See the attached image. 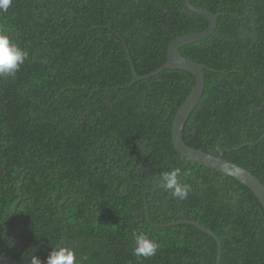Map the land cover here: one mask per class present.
<instances>
[{
    "label": "trees",
    "instance_id": "1",
    "mask_svg": "<svg viewBox=\"0 0 264 264\" xmlns=\"http://www.w3.org/2000/svg\"><path fill=\"white\" fill-rule=\"evenodd\" d=\"M140 1L13 0V4L7 12H0L2 20L5 18L3 21L0 20V27L7 28L8 26L7 34L10 39L28 53L27 59L15 76H0V117L2 118H0L1 257L13 261L22 260L23 264H31L30 259L36 256L44 264L50 252L43 247V244L48 242L47 236L57 224L44 221L43 196L50 193V188H53L54 193L80 196L71 202L72 212L77 216L84 215L83 211L88 210L90 204L95 201H97L96 208L99 211L103 209L102 218H99L100 222L97 228L102 242L97 239L100 242L98 243L95 239L100 247L93 248V250L88 249V260L83 264H214L216 243L197 229L184 225L186 236L178 239L177 243H180L178 249L175 250L171 245L170 236L166 235L170 228L151 231L147 220H145L146 222L140 220L138 223L134 217V214L143 208L144 192L147 202L150 204L148 191L151 187L144 185L142 188L138 187L135 184L138 175L151 174L161 179L164 173L178 168L180 170L178 181L187 189L188 195L171 202V210L182 211L185 215L175 221L189 219L188 221H193L209 229L221 243L219 264H264V212L261 211L262 209L254 196L234 179L186 161L173 147L171 141L173 118L194 86L193 77L182 71L169 70L171 73L173 72L171 74L168 70H163L158 73L159 76L157 74L147 81L135 82L128 62L130 60L134 64V69L140 76L153 72L164 64L167 48L175 39L205 31L209 25L208 20L189 12L182 0ZM189 2L194 7L218 14V18L214 33L210 37L201 43L187 45L178 50L183 58L205 68L203 94L192 111V115L190 114L188 117L182 132V139L192 149H201L203 152L210 151L216 157L226 159L245 170L248 169L247 171L252 172L251 174L256 176L255 178L264 186V0H227V2L226 0H189ZM210 3L211 5H209ZM24 15L26 18L23 17ZM175 22L177 23L175 24ZM3 23L8 24L3 25ZM240 28H243L241 32ZM125 48L128 51V56ZM237 74L239 77L236 76ZM72 85L73 87H71ZM104 86L105 88H103ZM6 94H9V98ZM183 97L184 99H182ZM9 106L10 108H7ZM22 107L23 109H20ZM28 113H31L30 116ZM86 122L92 124L88 125ZM21 126H24L23 129ZM85 128L87 129L85 130ZM3 132L5 133L3 134ZM65 134L68 135L67 138ZM105 134H108V137ZM62 136L63 138H61ZM107 139L108 141H106ZM23 151L25 152L23 153ZM142 153L145 156H142ZM9 157H12L11 160ZM144 160L145 162H143ZM182 162H187L189 166L182 167ZM110 163L117 168L109 167ZM174 163V168H172ZM189 169L192 172H189ZM11 172L14 174L12 175ZM24 181H27L29 185ZM73 183H75L73 187H66ZM79 183V189L83 191L76 187ZM115 183L119 184L121 188H126L129 193L124 195L119 191V188L113 190L112 186ZM46 185H48L49 191L45 190ZM59 188L61 190L58 191ZM162 190L166 196L167 188L164 186ZM208 194L210 197L206 198ZM136 198L139 204L136 203ZM233 200L235 203H232ZM174 202L182 203L181 208L176 209ZM100 205L101 209H99ZM151 218L152 223L155 224L174 221L173 218H167V215H163L162 218L155 219V221L153 217ZM118 221L122 222L125 233H128L123 239L117 238V241L113 242L112 235L116 229L114 224H118ZM29 222L33 226H30ZM245 223L246 225H244ZM92 226H94V222ZM88 227L89 225L86 229ZM191 230L195 231L192 233ZM133 232H145L146 236L150 235L148 239L156 245L157 259L154 256L153 258H144L134 254ZM155 234L160 237L158 238ZM233 242H238V244ZM48 244L51 243L48 242ZM51 246L54 247L52 244ZM89 261L91 262L89 263Z\"/></svg>",
    "mask_w": 264,
    "mask_h": 264
},
{
    "label": "flooded vegetation",
    "instance_id": "2",
    "mask_svg": "<svg viewBox=\"0 0 264 264\" xmlns=\"http://www.w3.org/2000/svg\"><path fill=\"white\" fill-rule=\"evenodd\" d=\"M239 30L241 32L243 30V28H240ZM142 156H145V154L142 153ZM143 162H145V160ZM182 163H183V164H181L182 167L189 166V164L187 162H182ZM109 167H112L114 169L117 168V167H114L112 165V163L109 164ZM171 167L174 168V164H172ZM188 171L192 172L190 170H188ZM135 184L140 188H142L143 185L147 186V187L148 186L151 187L150 190L148 191L150 194V204H148L147 199H145L147 197L145 196L146 193L144 192L143 193V210L144 211L141 210L140 212H136L134 214V217L137 219V222L139 223L140 220L141 221L147 220V223H148L151 231L153 229H165L166 230V229L170 228V232L166 233V235L170 236V240H172L171 245L172 244L174 245V246L172 245V247L173 248L175 247L174 248L175 250L178 249V243H177L178 239H182L186 236V232H185L186 228L179 227L181 225L170 226L167 228L152 227L151 224H154V225H157V224L152 223L151 217H153L154 219H159V218H162L163 215H167V218L168 217L173 218L174 221L169 222V223H162V224H174L176 222L180 223L182 220H180V221H175V220H179L182 217H184L185 216L184 213L182 211H176L175 212V211L171 210V205H170L172 201H177L180 198V196L175 195L174 190H169V189H167L168 190L167 195L165 196L162 193V191H164V190H162V188L165 186L162 178L161 179L159 177L157 178V176H154V175H146V176L145 175H142V176L138 175ZM74 185H75V183L67 185L66 187H73ZM79 185H80V183L76 185V187L78 189H79ZM47 186L48 185L45 186V190L49 191V188ZM116 188H119V191L124 195L129 193L126 188H121L120 185L117 183L113 184V186H112L113 190ZM59 190H61V188H59L58 191ZM79 190L83 191L82 189H79ZM43 197H44V201H43L44 207H46V208H44V221H48L46 223H56L57 224V226L55 228H52L51 232L47 236L48 237L47 241L50 242L54 247L50 246L51 244L49 245L47 242H46V244L45 243L43 244V247H45L48 250V252H50V253L53 250H58L62 247H69L73 250L79 264H83L85 261L88 260L87 250L88 249L93 250V248L98 249L100 247L98 245V243L102 242V238L98 235V229H97L99 222H100L99 218H102L101 213L103 212V209H101V205L99 206V209H101L99 211L96 208L97 201H95L93 204L92 203L90 204V207L88 210L83 211L84 215L77 216L72 212L71 202H73L75 199H78L80 197L79 195L54 193L53 188H50V193L46 194ZM85 197L87 198L86 195H85ZM59 200H60V202H59ZM136 203L139 204L137 198H136ZM232 203H235V201L233 200ZM180 205H181L180 203L174 202V207H176V209L181 208ZM54 208H55L56 212L53 211ZM150 210H152V211H150ZM108 214L110 216L109 211H108ZM59 216H61V217H59ZM93 222H94V226H92ZM88 225H89V227L86 229V227ZM114 225H115L116 229L113 231L115 233L112 235V241L113 242L117 241V238H120V240L123 239V237L127 234V233H125V231L124 232L122 231L124 229V226H123L121 221H118V224H114ZM182 226H184V225H182ZM9 234H10V232H9ZM149 237H150V235L147 236V238H149ZM95 239L96 240L99 239L100 242L98 240H97L98 243L95 242ZM40 246H42V245H40ZM203 250H205V248H203ZM90 262L91 261H89V263Z\"/></svg>",
    "mask_w": 264,
    "mask_h": 264
},
{
    "label": "water",
    "instance_id": "3",
    "mask_svg": "<svg viewBox=\"0 0 264 264\" xmlns=\"http://www.w3.org/2000/svg\"><path fill=\"white\" fill-rule=\"evenodd\" d=\"M185 8L192 14L205 17L208 20V27L205 31L196 33L193 35L179 37L175 39L167 48L166 58L164 64H162L158 69L145 75H138L134 69V66L130 60H128L134 81H144L148 80L163 70H176L182 71L190 74L194 79V86L190 94L186 97L181 107L177 110L172 126H171V141L176 152L182 156L186 161L191 162L200 167L207 168L214 172H218L225 176H228L240 185L245 187L254 196L256 201L259 203L262 211L264 212V186L257 180L251 173L247 170L235 165L226 159L214 156L210 151L203 152L201 149H192L188 147L182 139V132L184 126L188 120V117L199 103L203 90H204V70L202 65L196 64L190 60L183 58L178 50L184 46L191 45L206 40L210 37L215 30L218 14H212L207 9L194 7L191 5L189 0H182ZM120 39V38H119ZM121 40V39H120ZM124 46V44H123ZM125 47V46H124ZM126 54L128 56V51L125 48ZM175 225H185L191 226L201 233L207 235L213 242L216 243V255L215 263L219 264L221 256V243L220 240L211 233L205 227L195 223L193 221H181L174 224H151L152 227L156 228H167ZM0 264H23L22 260L13 261L0 256Z\"/></svg>",
    "mask_w": 264,
    "mask_h": 264
},
{
    "label": "clouds",
    "instance_id": "4",
    "mask_svg": "<svg viewBox=\"0 0 264 264\" xmlns=\"http://www.w3.org/2000/svg\"><path fill=\"white\" fill-rule=\"evenodd\" d=\"M13 0H0V12H7L12 6ZM9 29L0 27V76H15L20 70L28 57V53L22 50L7 34ZM179 169L164 173L162 180L164 185L169 190H174L175 195L181 198L187 196V189L180 185L178 181ZM135 240L134 254L137 257L148 258L156 254V245L149 240L143 232H133ZM31 264H42L40 259L33 256ZM44 264H79L73 250L69 247H62L58 250H53Z\"/></svg>",
    "mask_w": 264,
    "mask_h": 264
},
{
    "label": "bare ground",
    "instance_id": "5",
    "mask_svg": "<svg viewBox=\"0 0 264 264\" xmlns=\"http://www.w3.org/2000/svg\"><path fill=\"white\" fill-rule=\"evenodd\" d=\"M44 1H45V0H44ZM60 1H61V0H60ZM139 1H140V0H139ZM155 1H156V0H155ZM224 1H225V0H224ZM258 1H259V0H258ZM25 2H26V1H25ZM34 2H35V1H34ZM34 2H33V3H34ZM115 2H116V1H115ZM140 2H141V1H140ZM226 2H227V0H226ZM262 2H263V1H262ZM19 3H20V2H19ZM37 3H39V2H37ZM48 3H49V1H48ZM67 3H68V2H67ZM71 3H72V2H71ZM76 3H77V2H76ZM90 3H91V2H90ZM161 3H162V1H161ZM212 3H213V1H212ZM221 3H222V2H221ZM239 3H240V2H239ZM258 3H259V2H258ZM15 4H16V2H15ZM34 4H35V3H34ZM95 4H96V3H95ZM138 4H139V3H138ZM155 4H156V3H155ZM159 4H160V3H159ZM166 4H167V3H166ZM174 4H175V3H174ZM19 5H20V4H19ZM21 5H22V4H21ZM46 5H47V4H46ZM54 5H55V4H54ZM92 5H93V4H92ZM117 5H118V4H117ZM129 5H131V4H129ZM162 5H163V4H162ZM167 5H168V4H167ZM179 5H180V4H179ZM179 5H178V6H179ZM201 5H202V4H201ZM209 5H211V3H210ZM209 5H208V6H209ZM228 5H229V4H228ZM13 6H14V5H13ZM40 6H41V5H40ZM48 6H49V5H48ZM93 6H94V5H93ZM195 6H196V5H195ZM219 6H220V5H219ZM222 6H223V5L221 4V7H222ZM19 7H20V6H19ZM19 7H18V8H19ZM43 7H45V6H43ZM52 7H53V6H52ZM89 7H90V6H89ZM112 7H113V6H112ZM224 7H225V5H224ZM227 7H228V6H227ZM39 8H40V7H39ZM54 8H55V6H54ZM64 8H65V7H64ZM80 8H81V7H80ZM94 8H95V7H94ZM133 8H134V6H133ZM137 8H138V7H137ZM137 8H136V9H137ZM168 8H170V7L168 6ZM168 8H167V9H168ZM260 8H261V7H260ZM15 9H16V8H15ZM68 9H69V8H68ZM87 9H88V8H87ZM27 10H28V9H27ZM38 10H40V9H38ZM83 10H84V9H83ZM83 10H82V11H83ZM137 10H138V9H137ZM145 10H146V9H145ZM172 10H173V9H172ZM231 10H232V9H231ZM233 10H234V9H233ZM20 11H21V10H20ZM28 11H29V10H28ZM101 11H102V10H101ZM108 11H109V10H108ZM25 12H26V11H25ZM33 12H34V11H33ZM33 12H32V13H33ZM47 12H48V11H47ZM47 12H46V13H47ZM58 12H59V11H58ZM58 12H57V13H58ZM87 12H88V11H87ZM217 12H218V11H217ZM238 12H239V11H238ZM42 13H43V12H42ZM42 13H41V14H42ZM46 13H45V14H46ZM78 13H79V11H78ZM80 13H81V12H80ZM172 13H173V12H172ZM234 13H235V12H234ZM240 13H241V12H240ZM8 14H9V12H8ZM39 14H40V13H39ZM48 14H49V13H48ZM53 14H54V13H53ZM84 14H85V13H84ZM106 14H107V13H106ZM106 14H105V15H106ZM221 14H222V13H221ZM238 14H239V13H238ZM31 15H32V14H31ZM73 15H74V14H73ZM99 15H100V14H99ZM171 15H172V14H171ZM191 15H192V14H191ZM193 15H194V14H193ZM193 15H192V16H193ZM108 16H109V15H108ZM192 16H191V17H192ZM260 16H261V15H260ZM263 16H264V15H263ZM1 17H2V16H1ZM1 17H0V18H1ZM23 17H25V15H24ZM77 17H78V16H77ZM77 17H76V18H77ZM194 17H195V16H194ZM219 17H220V16H219ZM223 17H224V16H223ZM25 18H26V17H25ZM4 19H5V18H3V20H4ZM9 19H10V17H9ZM9 19H8V20H9ZM39 19H40V18H39ZM56 19H57V18H56ZM258 19H259V18H258ZM0 20H2V18H1ZM3 20H2V21H3ZM19 20H20V19H19ZM75 20H76V19H75ZM85 20H86V19H85ZM259 20H260V19H259ZM5 21H7V20H5ZM11 21H12V20H11ZM14 21H15V20H14ZM23 21H24V20H23ZM31 21H32V20H31ZM37 21H39V20H37ZM200 21H202V20H200ZM226 21H227V20H226ZM263 21H264V20H263ZM17 22H18V21H17ZM47 22H48V21H47ZM57 22H58V21H57ZM59 22H60V21H59ZM177 22H178V21H177ZM177 22H175V24H176ZM221 22H222V20H221ZM0 23H1V22H0ZM8 23H9V22H8ZM8 23H5V24H8ZM11 23H12V22H11ZM13 23H16V22H13ZM27 23L29 24L28 21H27ZM27 23H26V24H27ZM62 23H63V22H62ZM232 23H233V22H232ZM255 23H256V22H255ZM5 24L3 23V25H5ZM18 24H19V22H18ZM38 24H39V22H38ZM40 24H41V23H40ZM68 24H69V23H68ZM82 24H83V22H82ZM102 24H103V23H102ZM237 24H238V23H237ZM15 25H16V24H15ZM52 25H53V24H52ZM58 25H59V24H58ZM84 25H85V24H84ZM19 26H20V25H19ZM26 26H27V25H26ZM30 26H31V25H30ZM35 26H36V25H35ZM54 26H55V25H54ZM61 26H62V25H61ZM79 26H80V25H79ZM91 26H92V25H91ZM98 26H99V25H98ZM24 27H25V26H24ZM24 27H23V28H24ZM70 27H71V26H70ZM96 27H97V26H96ZM191 27H192V26H191ZM7 28H8V26H7ZM15 28H16V27H15ZM29 28H31V27H29ZM37 28H38V27H37ZM37 28H36V29H37ZM51 28H52V26H51ZM62 28H64V27H62ZM71 28H73V27H71ZM27 29H28V28H27ZM42 29H43V28H42ZM58 29H59V28H58ZM75 29H76V27H75ZM77 29H78V28H77ZM172 29H173V28H172ZM192 29H193V28H192ZM203 29H204V28H203ZM12 30H13V29H12ZM45 30H46V29H45ZM55 30H57V29H55ZM61 30H62V29H61ZM66 30H67V29H66ZM72 30H73V29H72ZM94 30H95V29H94ZM22 31H23V30H22ZM33 31H34V30H33ZM40 31H41V30H40ZM52 31H53V30H52ZM92 31H93V29H92ZM99 31H100V30H99ZM161 31H162V30H161ZM174 31H175V30H174ZM174 31H172V32H174ZM177 31H178V30H177ZM181 31H182V30H181ZM195 31H196V30H195ZM198 31H199V30H198ZM198 31H197V32H198ZM38 32H39V31H38ZM54 32H55V31H54ZM64 32H65V31H64ZM96 32H97V31H96ZM246 32H247V31H246ZM255 32H256V31H255ZM25 33H26V32H25ZM36 33H37V32H36ZM40 33H41V32H40ZM90 33H91V31H90ZM99 33H100V32H99ZM109 33H110V32H109ZM157 33H158V32H157ZM177 33H178V32H177ZM83 34H84V33H83ZM85 34H86V33H85ZM162 34H163V33H162ZM164 34H165V33H164ZM178 34H179V33H178ZM178 34H177V35H178ZM87 35H89L88 32H87ZM105 35H106V34H105ZM191 35H192V34H191ZM29 36H30V35H29ZM53 36H54V35H53ZM63 36H64V35H63ZM75 36H76V35H75ZM96 36H97V35H96ZM99 36H100V35H99ZM155 36H156V35H155ZM220 36H221V35H220ZM22 37H23V36H22ZM24 37H25V36H24ZM27 37H28V35H27ZM80 37H81V36H80ZM90 37H91V36H90ZM97 37H98V36H97ZM157 37H158V36H157ZM160 37H161V36H160ZM236 38H237V37H236ZM200 43H201V42H200ZM17 45H18V44H17ZM40 45H41V44H40ZM42 45H43V44H42ZM213 45H214V44H213ZM227 46H228V45H227ZM230 46H231V45H230ZM185 47H186V46H185ZM221 47H222V46H221ZM61 48H62V47H61ZM225 48H226V47H225ZM225 48H223V49H225ZM62 49H63V48H62ZM211 49H212V48H211ZM231 49H232V48H231ZM32 50H33V49H32ZM220 50H221V49H220ZM242 50H243V49H242ZM24 51H25V49H24ZM39 51H40V50H39ZM41 51H42V50H41ZM41 51H40V52H41ZM184 52H185V51H184ZM204 52H205V51H204ZM204 52H203V53H204ZM199 53H200V52H199ZM207 53H208V52H207ZM247 53H248V52H247ZM46 54H47V53H46ZM220 54H221V53H220ZM124 55H125V54H124ZM185 55H186V54H185ZM31 56H32V55H31ZM36 56H37V55H36ZM195 56H196V55H195ZM212 56H213V55H212ZM75 57H76V56H75ZM108 57H109V56H108ZM136 57H137V56H136ZM200 57H201V56H200ZM208 57H209V56H208ZM232 57H233V56H232ZM240 57H241V56H240ZM125 58H126V57H125ZM133 58H134V57H133ZM217 58H219V57H217ZM237 58H238V57H237ZM237 58H236V59H237ZM247 58H248V57H247ZM107 59H108V58H107ZM143 59H144V58H143ZM208 59H209V58H208ZM208 59H207V60H208ZM39 60H40V59H39ZM98 60H99V59H98ZM105 60H106V59H105ZM105 60H104V61H105ZM125 60H126V59H125ZM196 60H197V59H196ZM214 60H215V58H214ZM228 60H229V59H228ZM230 60H231V59H230ZM249 60H250V59H249ZM31 61H32V60H31ZM33 61H34V60H33ZM76 61H77V60H76ZM215 61H216V60H215ZM219 61H220V60H219ZM95 62H96V61H95ZM204 62H205V61H204ZM216 62L218 63V61H216ZM216 62H215V63H216ZM44 63H45V62H44ZM47 63H48V62H47ZM118 63H119V62H118ZM221 63H222V62H221ZM31 64H33V63H31ZM74 64H75V63H74ZM105 64H106V63H105ZM135 64H136V63H135ZM224 64H225V63H224ZM233 64H234V63H233ZM239 64H240V63H239ZM26 65H28V64L26 63ZM42 65H43V64H42ZM93 65H94V64H93ZM127 65H128V64H127ZM133 65H134V64H133ZM144 65H145V63H144ZM157 65H158V64H157ZM207 65H208V64H207ZM211 65H212V64H211ZM37 66H38V65H37ZM94 66H95V65H94ZM120 66H121V65H120ZM146 66H147V65H146ZM158 66H159V65H158ZM251 66H252V65H251ZM90 67H92V66H90ZM114 67H115V66H114ZM134 67H135V66H134ZM155 67H156V66H155ZM223 67H224V66H223ZM228 67H230V66H228ZM30 68H31V66H30ZM39 68H40V67H39ZM66 68H67V67H66ZM66 68H65V69H66ZM92 68H93V67H92ZM92 68H91V69H92ZM119 68H121V67H119ZM144 68H145V67H144ZM146 68H147V67H146ZM156 68H157V67H156ZM219 68H220V67H219ZM251 68H252V67H251ZM255 68H256V67H255ZM91 69H90V71H91ZM208 69H209V68H208ZM227 69H228V68H227ZM21 70H22V69H21ZM33 70H34V69H33ZM38 70H39V69H38ZM93 70H94V69H93ZM100 70H102V69H100ZM135 70H136V69H135ZM138 70H139V69H138ZM144 70H145V69H144ZM151 70H152V69H151ZM44 71H45V70H44ZM75 71H76V70H75ZM95 71H96V70H95ZM127 71H129V70H127ZM164 71H165V70H164ZM168 71H169V70H168ZM245 71H246V70H245ZM27 72H28V71H27ZM37 72H38V71H37ZM58 72H59V71H58ZM98 72H100V71H98ZM121 72H122V71H121ZM147 72H148V71H147ZM169 72H170V71H169ZM247 72H248V71H247ZM51 73H52V72H51ZM56 73H57V71H56ZM63 73H64V72H63ZM89 73H90V72H89ZM94 73H96V72H94ZM125 73H126V72H125ZM129 73H130V72H129ZM138 73H139V72H138ZM166 73H168V72H166ZM170 73H171V72H170ZM170 73H169V75H170ZM178 73H179V72H178ZM21 74L23 75L24 73H21ZM27 74H28V73H27ZM32 74H33V73H32ZM92 74H93V73H92ZM92 74H91V75H92ZM171 74H173V72H172ZM29 75H30V74H29ZM82 75H83V74H82ZM159 75H160V74H158V76H159ZM169 75H168V76H169ZM261 75H262V74H261ZM19 76H20V75H19ZM31 76H32V75H31ZM88 76H89V75H88ZM96 76H97V75H96ZM158 76H157V77H158ZM172 76H173V75H172ZM216 76H217V75H216ZM232 76H233V75H232ZM236 76H238V74H237ZM236 76H235V77H236ZM10 77H11V76H10ZM20 77H21V76H20ZM44 77H45V76H44ZM82 77H83V76H82ZM99 77H100V75H99ZM105 77H106V76H105ZM127 77H128V76H127ZM175 77H176V76H175ZM223 77H224V76H223ZM223 77H222V78H223ZM238 77H239V76H238ZM28 78H29V77H28ZM48 78H49V77H48ZM80 78H81V77H80ZM229 78H230V77H229ZM9 79H10V78H9ZM32 79H33V78H32ZM41 79H42V78H41ZM51 79H52V78H51ZM78 79H79V78H78ZM84 79H85V78H84ZM107 79H108V78H107ZM109 79H110V78H109ZM162 79H163V78H162ZM184 79H185V78H184ZM253 79H254V78H253ZM0 80H1V79H0ZM3 80H4V79H3ZM10 80H11V79H10ZM29 80H30V79H29ZM38 80H39V79H38ZM47 80H48V79H47ZM59 80H61V79H59ZM80 80H81V79H80ZM163 80H164V79H163ZM169 80H170V79H169ZM233 80H234V79H233ZM236 80H237V79H236ZM243 80H244V78H243ZM26 81H27V79H26ZM36 81H37V80H36ZM51 81H52V80H51ZM51 81H50V82H51ZM65 81H66V78H65ZM118 81H119V80H118ZM146 81H147V80H146ZM207 81H208V80H207ZM220 81H221V80H220ZM220 81H219V82H220ZM0 82H1V81H0ZM20 82H21V81H20ZM52 82H53V81H52ZM85 82H86V81H85ZM89 82H90V81H89ZM100 82H101V81H100ZM109 82H110V81H109ZM113 82H114V81H113ZM116 82H117V81H116ZM125 82H126V81H125ZM225 82H226V81H225ZM230 82H231V81H230ZM237 82H238V81H237ZM9 83H11V82H9ZM26 83H27V82H26ZM65 83H66V82H65ZM127 83H129V82L127 81ZM186 83H187V82H186ZM38 84H39V82H38ZM40 84H41V83H40ZM50 84H51V83H50ZM93 84H94V83H93ZM95 84H96V83H95ZM116 84H117V83H116ZM116 84H115V85H116ZM118 84H119V83H118ZM146 84H147V83H146ZM206 84H207V83H206ZM214 84H215V83H214ZM246 84H247V83H246ZM249 84H250V83H249ZM256 84H257V83H256ZM9 85H10V84H9ZM20 85H23V84H20ZM73 85H74V83H73ZM73 85H72L71 87H73ZM88 85H90V84H88ZM123 85H124V84H123ZM236 85H237V84H236ZM2 86H3V85H2ZM35 86H36V85H35ZM53 86H55V85H53ZM105 86H106V85H105ZM105 86H104L103 88H105ZM111 86H113V85H111ZM141 86H142V85H141ZM152 86H153V85H152ZM155 86H156V85H155ZM162 86H163V85H162ZM222 86H223V85H222ZM224 86H225V85H224ZM11 87H12V86H11ZM40 87H41V86H40ZM50 87H51V86H50ZM74 87H75V86H74ZM87 87H88V86H87ZM87 87H86V88H87ZM149 87H150V86H149ZM186 87H187V86H186ZM5 88H6V87H5ZM22 88H23V87H22ZM41 88H42V87H41ZM43 88H44V87H43ZM55 88H56V87H55ZM59 88H60V87H59ZM63 88H64V86H63ZM214 88H215V87H214ZM220 88H221V87H220ZM12 89H13V88H12ZM24 89H25V88H24ZM91 89H92V88H91ZM91 89H90V90H91ZM157 89H158V88H157ZM209 89H210V88H209ZM211 89H212V88H211ZM252 89H253V87H252ZM15 90H16V89H15ZM15 90H14V91H15ZM40 90H41V89H40ZM42 90H43V89H42ZM57 90H59V89H57ZM60 90H61V89H60ZM140 90H141V89H140ZM119 91H120V90H119ZM123 91H124V90H123ZM136 91H137V90H136ZM154 91H155V90H154ZM172 91H173V90H172ZM183 91H184V90H183ZM7 92H8V91H7ZM79 92H80V91H79ZM121 92H122V91H121ZM209 92H210V91H209ZM226 92H227V91H226ZM254 92H255V91H254ZM15 93L17 94V92H15ZM15 93H14V94H15ZM29 93H30V92H29ZM67 93H68V92H67ZM132 93H133V91H132ZM132 93H131V94H132ZM232 93H233V92H232ZM20 94H21V93H20ZM25 94H27V93H25ZM33 94H34V93H33ZM37 94H39V93H37ZM71 94H72V93H71ZM71 94H70V95H71ZM75 94H76V93H75ZM87 94H88V93H87ZM100 94H101V93H100ZM227 94H228V93H227ZM6 95H7V94H6ZM6 95H5V96H6ZM62 95H63V94H62ZM64 95H65V94H64ZM76 95H77V94H76ZM110 95H111V94H110ZM12 96H13V95H12ZM12 96H11V97H12ZM16 96H17V95H16ZM24 96H25V95H24ZM27 96H28V95H27ZM81 96H82V95H81ZM94 96H96V94H94ZM118 96H119V95H118ZM125 96H126V95H125ZM133 96H134V95H133ZM177 96H178V93H177ZM233 96H234V95H233ZM7 97L9 98V94L7 95ZM11 97H10V98H11ZM60 97H61V96H60ZM92 97H93V96H92ZM238 97H240V96H238ZM1 98H2V97H1ZM29 98H30V97H29ZM29 98H28V100H29ZM39 98H40V97H39ZM81 98H82V97H81ZM93 98H94V97H93ZM251 98H252V97H251ZM2 99H3V98H2ZM5 99H6V98H5ZM24 99H25V98H24ZM84 99H85V98H84ZM97 99H98V98H97ZM162 99H163V98H162ZM182 99H184V97H183ZM217 99H218V98H217ZM253 99H254V98H253ZM257 99H258V98H257ZM91 100H92V99H91ZM98 100H99V99H98ZM234 100H235V99H234ZM259 100H260V99H259ZM259 100H258V101H259ZM33 101H34V100H33ZM113 101H114V100H113ZM135 101H136V100H135ZM214 101H215V100H214ZM235 101H237V100H235ZM244 101H245V99H244ZM261 101H262V100H261ZM13 102H14V101H13ZM20 102H21V101H20ZM25 102H26V101H25ZM30 102H31V101H30ZM81 102H82V101H81ZM96 102H97V101H96ZM111 102H112V101H111ZM162 102H163V101H162ZM207 102H208V101H207ZM27 103H28V102H27ZM158 103H159V102H158ZM173 103H174V102H173ZM203 103H204V102H203ZM24 104H25V103H24ZM29 104H30V103H29ZM29 104H28V105H29ZM33 104H34V103H33ZM37 104H38V103H37ZM37 104H36V105H37ZM47 104H48V103H47ZM74 104H75V103H74ZM83 104H84V103H83ZM102 104H103V103H102ZM151 104H152V103H151ZM169 104H170V102H169ZM205 104H206V103H205ZM209 104H210V103H209ZM248 104H249V103H248ZM40 105H41V104H40ZM64 105H65V104H64ZM66 105H67V104H66ZM123 105H124V104H123ZM154 105H155V104H154ZM164 105H165V104H164ZM201 105H202V104H201ZM207 105H208V104H207ZM6 106H7V105H6ZM15 106H16V105H15ZM26 106H27V105H26ZM33 106H34V105H33ZM47 106H48V105H47ZM78 106H79V105H78ZM120 106H121V105H120ZM139 106H140V105H139ZM177 106H178V105H177ZM199 106H200V105H199ZM208 106H209V105H208ZM211 106H212V104H211ZM239 106H240V105H239ZM242 106H243V105H242ZM37 107H38V106H37ZM40 107H41V106H40ZM49 107H50V105H49ZM86 107H87V106H86ZM101 107H102V106H101ZM123 107H124V106H123ZM137 107H138V105H137ZM151 107H152V106H151ZM7 108H10V106L7 107ZM29 108H30V107H29ZM50 108H51V107H50ZM54 108H55V107H54ZM68 108H69V107H68ZM149 108H150V107H149ZM162 108H163V107H162ZM171 108H172V107H171ZM176 108H177V107H176ZM203 108H204V107H203ZM258 108H259V107H258ZM16 109H18V108H16ZM20 109H23V107L20 108ZM58 109H59V108H58ZM13 110H14V109H13ZM18 110H19V109H18ZM63 110H65V109H63ZM66 110H67V109H66ZM71 110H72V109H71ZM76 110H77V109H76ZM76 110H75V111H76ZM100 110H101V109H100ZM103 110H104V109H103ZM111 110H112V109H111ZM144 110H145V109H144ZM166 110H167V109H166ZM3 111H4V110H3ZM6 111H7V110H6ZM20 111H21V110H20ZM36 111H37V110H36ZM42 111H43V110H42ZM48 111H49V109H48ZM57 111H58V110H57ZM95 111H97V110H95ZM95 111H94V112H95ZM104 111H105V110H104ZM163 111H164V110H163ZM217 111H218V110H217ZM227 111H228V110H227ZM14 112H15V111H14ZM28 112H29V111H28ZM30 112H31V111H30ZM44 112H45V111H44ZM54 112H55V111H54ZM67 112H68V110H67ZM69 112H70V111H69ZM146 112H147V111H146ZM153 112H154V111H153ZM2 113H3V112H2ZM4 113H5V112H4ZM11 113H12V112H11ZM72 113H73V112H72ZM101 113H102V112H101ZM161 113H162V112H161ZM173 113H174V112H173ZM198 113H199V112H198ZM232 113H233V112H232ZM15 114H16V113H15ZM28 114H29V113H28ZM30 114H31V113H30ZM30 114H29V116H30ZM42 114H43V113H42ZM50 114H51V113H50ZM57 114H58V113H57ZM207 114H208V113H207ZM40 115H41V114H40ZM54 115H55V114H54ZM67 115H68V114H67ZM70 115H71V114H70ZM70 115H69V116H70ZM104 115H105V114H104ZM191 115H192V114H191ZM194 115H195V114H194ZM214 115H215V114H214ZM224 115H225V114H224ZM253 115H254V114H253ZM6 116H7V114H6ZM8 116H10V115H8ZM13 116H14V115H13ZM15 116H16V115H15ZM17 116H18V115H17ZM52 116H53V115H52ZM150 116H151V115H150ZM228 116H229V115H228ZM37 117H38V116H37ZM91 117H92V116H91ZM0 118H1V117H0ZM9 118H10V117H9ZM19 118H20V117H19ZM42 118L45 119L44 117H42ZM46 118H48V117H46ZM49 118H50V117H49ZM76 118H77V117H76ZM169 118H170V117H169ZM169 118H168V119H169ZM244 118H245V117H244ZM253 118H254V117H253ZM1 119H2V118H1ZM6 119H7V117H6ZM16 119H17V118H16ZM61 119H62V118H61ZM61 119H60V120H61ZM190 119H191V118H190ZM7 120H8V119H7ZM19 120H20V119H19ZM45 120H46V119H45ZM56 120H57V119H56ZM85 120H86V119H85ZM87 120H88V119H87ZM169 120H170V119H169ZM8 121H9V120H8ZM12 121H13V120H12ZM15 121H16V120H15ZM17 121H18V120H17ZM33 121H35V120H33ZM52 121H53V120H52ZM54 121H55V120H54ZM54 121H53V122H54ZM58 121H59V120H58ZM58 121H57V122H58ZM70 121H71V120H70ZM72 121H73V120H72ZM91 121H92V120H91ZM104 121H105V120H104ZM151 121H152V120H151ZM151 121H150V122H151ZM230 121H232V120H230ZM246 121H247V120H246ZM4 122H5V120H4ZM4 122H3V123H4ZM57 122H56V123H57ZM66 122H67V121H66ZM98 122H99V121H98ZM146 122H147V121H146ZM223 122H224V121H223ZM0 123H1V122H0ZM8 123H9V122H8ZM11 123H12V122H11ZM18 123H19V122H18ZM27 123H28V122H27ZM33 123H34V122H33ZM47 123H49V122H47ZM47 123H45V124H47ZM73 123H74V121H73ZM86 123H87V122H86ZM105 123H106V122H105ZM6 124H7V123H6ZM12 124H13V123H12ZM28 124H29V123H28ZM36 124H37V123H36ZM39 124H40V123H39ZM42 124H43V123H42ZM59 124H60V123H59ZM63 124H64V123H63ZM87 124H88V123H87ZM89 124H92V123H89ZM89 124H88V125H89ZM162 124H163V123H162ZM186 124H187V123H186ZM196 124H197V123H196ZM2 125H3V124H2ZM7 125H8V124H7ZM18 125H19V124H18ZM22 125H24V124L22 123ZM25 125H26V124H25ZM50 125H51V124H50ZM168 125H169V124H168ZM224 125H225V124H224ZM30 126H32V125L30 124ZM40 126H41V125H40ZM46 126H47V125H46ZM51 126H52V125H51ZM58 126H59V125H58ZM71 126H72V125H71ZM71 126H70V127H71ZM96 126H97V123H96ZM148 126H150V125H148ZM169 126H170V125H169ZM4 127H5V126H4ZM21 127H22V126H21ZM23 127H24V126H23ZM23 127H22V129H23ZM27 127H28V126H27ZM53 127H54V126H53ZM100 127H101V126H100ZM105 127H106V126H105ZM162 127H163V126H162ZM240 127H241V126H240ZM13 128H14V126H13ZM33 128H34V126H33ZM33 128H32V129H33ZM51 128H52V127H51ZM55 128H56V127H55ZM147 128H148V127H147ZM187 128H188V127H187ZM18 129H20V128H18ZM34 129H35V128H34ZM69 129H70V128H69ZM71 129H72V128H71ZM86 129H87V128H85V130H86ZM95 129H96V128H95ZM104 129H106V128H104ZM167 129H168V128H167ZM184 129H185V128H184ZM201 129H202V128H201ZM226 129H227V128H226ZM239 129H240V128H239ZM8 130H9V129H8ZM27 130H28V129H27ZM36 130H37V129H36ZM41 130H42V129H41ZM48 130L50 131V129H48ZM96 130H97V129H96ZM108 130H109V128H108ZM259 130H260V129H259ZM12 131H13V130H12ZM20 131H21V130H20ZM23 131H24V130H23ZM88 131H89V130H88ZM106 131H107V130H106ZM186 131H187V130H186ZM250 131H251V130H250ZM5 132H6V131H5ZM5 132H3V134H4ZM14 132H15V131H14ZM25 132H26V131H25ZM31 132H32V131H31ZM38 132H39V131H38ZM52 132H54V131H52ZM73 132H74V131H73ZM229 132H230V131H229ZM6 133H7V132H6ZM22 133H23V132H22ZM34 133H35V131H34ZM42 133H43V131H42ZM68 133H69V132H68ZM86 133H88V132H86ZM249 133H250V132H249ZM252 133H253V132H252ZM262 133H263V132H262ZM0 134H1V133H0ZM16 134H17V133H16ZM27 134H28V133H27ZM44 134H45V132H44ZM66 134H67V133H66ZM66 134H65V136H66ZM75 134H76V132H75ZM100 134H101V133H100ZM197 134H198V133H197ZM22 135H23V134H22ZM45 135H46V134H45ZM54 135H55V134H54ZM57 135H58V134H57ZM60 135H61V134H60ZM60 135H59V136H60ZM83 135H84V134H83ZM101 135H102V134H101ZM105 135H106V134H105ZM107 135H108V134H107ZM107 135H106V136H107ZM18 136H19V135H18ZM23 136H25V135H23ZM28 136H29V135H28ZM33 136H34V135H33ZM35 136H36V134H35ZM39 136H40V135H39ZM41 136H42V135H41ZM41 136H40V137H41ZM46 136H47V135H46ZM67 136H68V135H67ZM67 136H66V138H67ZM103 136H104V134H103ZM247 136H248V135H247ZM257 136H258V135H257ZM263 136H264V135H263ZM1 137H2V136H1ZM16 137H17V135H16ZM50 137H51V136H50ZM89 137H90V136H89ZM89 137H88V138H89ZM107 137H108V136H107ZM238 137H239V136H238ZM9 138H11V137H9ZM20 138L22 139V137H20ZM26 138H27V135H26ZM43 138H44V136H43ZM47 138H48V137H47ZM61 138H63V136H62ZM64 138H65V137H64ZM66 138H65V139H66ZM74 138H75V137H74ZM239 138H240V137H239ZM15 139H16V138H15ZM15 139H14V140H15ZM17 139H18V138H17ZM55 139H57V138L55 137ZM59 139H60V137H59ZM101 139H102V138H101ZM108 139H109V138H108ZM108 139H107L106 141H108ZM12 140H13V139H12ZM25 140H26V139H25ZM47 140H48V139H47ZM51 140H52V138H51ZM53 140H54V139H53ZM60 140H61V139H60ZM60 140H59V142H60ZM78 140H79V139H78ZM145 140H146V139H145ZM145 140H144V141H145ZM247 140H248V139H247ZM16 141H17V140H16ZM23 141H24V140H23ZM29 141H30V140H29ZM38 141H39V140H38ZM41 141H42V140H41ZM61 141H62V140H61ZM83 141H84V140H83ZM32 142H33V139H32ZM50 142H51V141H50ZM55 142H56V141H55ZM57 142H58V141H57ZM65 142H66V141H65ZM4 143H5V142H4ZM7 143H8V142H7ZM9 143H11V142H9ZM22 143H23V142H22ZM26 143H27V142H26ZM42 143H43V142H42ZM42 143H41V144H42ZM60 143H61V142H60ZM66 143H67V142H66ZM104 143H106V142H104ZM12 144H13V142H12ZM18 144H19V143H18ZM29 144H30V143H29ZM34 144H36V143H34ZM48 144H49V143H48ZM93 144H95V143H93ZM147 144H148V143H147ZM203 144H204V143H203ZM206 144H207V143H206ZM22 145H23V144H22ZM25 145H26V144L24 143V146H25ZM42 145H43V144H42ZM53 145H54V144H53ZM82 145H83V144H82ZM150 145H151V144H150ZM208 145H209V144H208ZM208 145H206L207 148H208ZM8 146H9V145H8ZM36 146H37V145H36ZM44 146H46V145H44ZM44 146H43V147H44ZM49 146H50V145H49ZM54 146H55V145H54ZM83 146H84V145H83ZM204 146H205V145H204ZM22 147H23V146H22ZM26 147H28V146H26ZM31 147H33V146H31ZM57 147H58V146H57ZM89 147H90V146H89ZM147 147H148V146H147ZM153 147H154V146H153ZM155 147H156V146H155ZM224 147H226V146H224ZM16 148H17V147H16ZM46 148H48V147H46ZM79 148H80V147H79ZM205 148H206V147H205ZM214 148H215V147H214ZM9 149H10V148H9ZM29 149H30V148H29ZM31 149H32V148H31ZM36 149H37V148H36ZM38 149H39V148H38ZM44 149H45V148H44ZM49 149H50V148H49ZM56 149H57V148H56ZM56 149H55V150H56ZM100 149H101V148H100ZM156 149H157V147H156ZM222 149H224V148H222ZM244 149H245V148H244ZM12 150H13V148H12ZM21 150H22V149H21ZM27 150H28V149H27ZM52 150H53V149H52ZM0 151H1V150H0ZM2 151H3V150H2ZM5 151H6V150H5ZM15 151H16V149H15ZM43 151H44V150H43ZM43 151H42V152H43ZM145 151H146V150H145ZM152 151H153V150H152ZM159 151H160V150H159ZM169 151H170V150H169ZM24 152H25V151H23V153H24ZM38 152H39V151H38ZM49 152H50V151H49ZM52 152H54V151H52ZM64 152H65V151H64ZM82 152H84V151H82ZM113 152H114V151H113ZM149 152H150V151H149ZM18 153H19V152H18ZM40 153H41V152H40ZM93 153H94V152H93ZM104 153H105V152H104ZM139 153H140V152H139ZM158 153H159V152H158ZM5 154H6V153H5ZM10 154H11V153H10ZM16 154H17V152H16ZM26 154H27V152H26ZM41 154H42V153H41ZM55 154H56V153H55ZM168 154H169V153H168ZM233 154H234V153H233ZM17 155H18V154H17ZM36 155H37V154H36ZM146 155H147V154H146ZM7 156H8V155H7ZM39 156H40V155H39ZM44 156H45V155H44ZM64 156H65V155H64ZM151 156H153V155H151ZM214 156H215V155H214ZM262 156H263V155H262ZM4 157H5V156H4ZM95 157H96V156H95ZM154 157L157 158V156H154ZM154 157H153V158H154ZM175 157H176V156H175ZM9 158H10V160H11L12 157H9ZM146 158H147V157H146ZM177 158H179V157H177ZM238 158H239V157H238ZM256 158H257V157H256ZM4 159H5V158H4ZM46 159H47V158H46ZM103 159H104V158H103ZM14 160H15V159H14ZM18 160H19V159H18ZM100 160H102V159H100ZM170 160H171V159H170ZM237 160H238V159H237ZM245 160H246V159H245ZM63 161H64V159H63ZM102 161H103V160H102ZM155 161H156V160H155ZM157 161H158V160H157ZM157 161H156V162H157ZM159 161H161V160H159ZM182 161H183V160H182ZM258 161H259V160H258ZM13 162H14V161H13ZM47 162H49V161H47ZM105 162H106V161H105ZM180 162H181V161H180ZM180 162H179V163H180ZM235 162H236V161H235ZM238 162H239V161H238ZM241 162H243V161H241ZM262 162H263V161H262ZM18 163H19V162H18ZM163 163H164V162H163ZM163 163H162V164H163ZM14 164H15V163H14ZM240 164H241V163H240ZM253 164H255V163H253ZM7 165H8V164H7ZM19 165H20V163H19ZM61 165H62V164H61ZM63 165H64V164H63ZM153 165H154V164H153ZM156 165H157V164H156ZM174 165H175V163H174ZM242 165H243V164H242ZM16 166H17V165H16ZM176 167H177V166H176ZM250 167H251V166H250ZM185 168H186V167H185ZM189 168H190V167H189ZM8 169H9V168H8ZM16 169H17V167H16ZM19 169H20V168H19ZM154 169H155V168H154ZM156 169H157V168H156ZM191 169H192V168H191ZM250 169H251V168H250ZM254 169H255V168H254ZM14 170H15V169H14ZM189 170H190V169H189ZM193 170H194V169H193ZM247 170H248V169H247ZM10 171H11V170H10ZM10 171H9V172H10ZM12 171H13V170H12ZM99 171H100V170H99ZM155 171H156V170H155ZM158 171H159V170H158ZM153 172H154V171H153ZM156 172H157V171H156ZM166 172H167V171H166ZM203 172H204V171H203ZM11 173H12V175L14 174V172H11ZM18 173H19V172H18ZM22 173H23V172H22ZM67 173H68V172H67ZM107 173H108V172H107ZM143 173H144V172H143ZM251 173H252V172H251ZM65 174H66V173H65ZM147 174H148V173H147ZM194 174H195V172H194ZM209 174H210V173H209ZM27 175H28V174H27ZM27 175H26V176H27ZM150 175H151V174H150ZM219 175H220V174H219ZM222 175H223V174H222ZM38 177H39V176H38ZM143 177H144V176H143ZM254 177H256V176H254ZM26 178H27V177H26ZM103 178H104V177H103ZM157 178H158V177H157ZM196 178H197V177H196ZM0 179H1V178H0ZM31 179H32V178H31ZM39 179H40V178H39ZM139 179H140V178H139ZM228 179H229V178H228ZM1 180H2V179H1ZM1 180H0V181H1ZM23 180H25V179H23ZM196 180H197V179H196ZM140 181H141V180H140ZM140 181H139V182H140ZM202 181H203V180H202ZM206 181H207V180H206ZM216 181H217V180H216ZM231 181H232V180H231ZM22 182H23V181H22ZM24 182H27V181H24ZM39 182H40V181H39ZM104 183H105V182H104ZM185 183H186V182H185ZM205 184H206V183H205ZM210 184H211V183H210ZM24 185L27 186V185H29V184H28V182H27V185H26V184H24ZM32 186H33V185H32ZM225 186H226V185H225ZM234 186H235V185H234ZM27 187H28V186H27ZM194 187H195V186H194ZM241 187H242V186H241ZM36 188H37V186H36ZM36 188H35V189H36ZM35 189H34V190H35ZM219 189H222V188L219 187ZM24 190H25V188H24ZM32 190H33V189H32ZM149 190H150V189H149ZM236 190H237V189H236ZM191 191H192V190H191ZM206 191H207V190H206ZM210 191H211V190H210ZM23 192H24V191H23ZM33 192H34V191H33ZM198 192H199V191H198ZM27 193H28V192H27ZM29 193H30V192H29ZM37 193H38V192H37ZM210 193H211V192H210ZM34 194L36 195V193H34ZM148 194H149V193H148ZM203 194H204V193H203ZM215 194H216V193H215ZM172 195H173V194H172ZM187 195H188V194H187ZM189 195H190V193H189ZM145 196H146V195H145ZM149 196H150V195H149ZM205 196H206V195H205ZM33 197H34V196H33ZM207 197H210L209 194H208V196H206V198H207ZM226 197H227V196H226ZM237 197H238V196H237ZM241 197H242V196H241ZM30 198H31V197H30ZM161 198H162V197H161ZM248 198H249V197H248ZM250 198H251V197H250ZM32 199H33V198H32ZM59 199H60V198H59ZM145 199H147V198H145ZM210 199H211V198H210ZM222 199H223V198H222ZM253 199H254V198H253ZM38 200H39V199H38ZM139 200H140V199H139ZM159 200H160V199H159ZM202 200H203V199H202ZM204 200H205V199H204ZM226 200H227V198H226ZM244 200H245V199H244ZM248 200H250V199H248ZM140 201H141V200H140ZM191 201H192V200H191ZM199 201H200V200H199ZM59 202H60V200H59ZM169 203H170V202H169ZM194 203H195V202H194ZM243 203H244V202H243ZM46 204H47V203H46ZM52 204H53V203H52ZM58 204H59V203H58ZM181 204H182V203H181ZM196 204H197V203H196ZM205 204H206V203H205ZM213 204H215V203L213 202ZM216 204H217V203H216ZM236 204H237V203H236ZM36 205H37V204H36ZM40 205H41V204H40ZM49 205H50V204H49ZM170 205H171V204H170ZM199 205H200V204H199ZM208 205H210V204H208ZM187 206H188V205H187ZM232 206H233V205H232ZM169 207H170V206H169ZM188 207H189V206H188ZM224 207H225V206H224ZM235 207H236V206H235ZM252 207H253V206H252ZM44 208H46V207H44ZM49 208H50V207H49ZM165 208H166V207H165ZM226 208H227V207H226ZM232 208H233V207H232ZM246 208H247V207H246ZM54 209H55V208H54ZM59 209H60V208H59ZM149 209H150V208H149ZM157 209H158V208H157ZM183 209H184V208H183ZM224 209H225V208H224ZM227 209H229V208H227ZM234 209H235V208H234ZM244 209H245V208H244ZM244 209H243V210H244ZM38 210H39V209H38ZM142 210H143V208H142ZM187 210H188V209H187ZM195 210H196V209H195ZM195 210H194V211H195ZM209 210H210V209H209ZM39 211H41V210H39ZM46 211H47V210H46ZM143 211H144V210H143ZM158 211H159V210H158ZM261 211H262V210H261ZM55 212H56V211H55ZM175 212H176V211H175ZM175 212H174V213H175ZM195 212H196V211H195ZM39 213H40V212H39ZM149 213H150V212H149ZM149 213H148V214H149ZM202 213H203V212H202ZM208 213H209V212H208ZM225 213H226V212H225ZM47 214H48V213H47ZM49 214H50V213H49ZM58 214H59V213H58ZM142 214H143V213H142ZM191 214H193V213H191ZM240 214H241V213H240ZM35 215H36V213H35ZM35 215H34V216H35ZM124 215H125V214H124ZM149 215H150V214H149ZM222 215H223V214H222ZM226 215H227V214H226ZM32 216H33V215H32ZM57 216H58V215H57ZM195 216H196V215H195ZM211 216H212V215H211ZM224 216H225V215H224ZM59 217H61V216H59ZM142 217H143V216H142ZM197 217H198V216H197ZM2 218H3V217H2ZM30 218H31V217H30ZM32 218H34V217H32ZM38 218H39V217H38ZM38 218H37V219H38ZM40 218H41V217H40ZM40 218H39V219H40ZM45 218H46V217H45ZM53 218H54V217H53ZM143 218H144V217H143ZM148 218H149V217H148ZM158 218H159V217H158ZM223 218H224V217H223ZM233 218H234V217H233ZM248 218H250V217H248ZM251 218H252V217H251ZM34 219H35V218H34ZM42 219H43V218H42ZM128 219H129V218H128ZM202 219H203V218H202ZM157 220H158V219H157ZM188 220H189V219H188ZM191 220H192V219H191ZM229 220H230V219H229ZM247 220H248V219H247ZM247 220H246V221H247ZM33 221H35V220H33ZM38 221H39V220H38ZM121 221H122V220H121ZM154 221H155V219H154ZM159 221H160V220H159ZM166 221H169V220H166ZM227 221H228V219H227ZM1 222H2V221H1ZM46 222H48V221H46ZM145 222H146V221H145ZM161 222H162V221H161ZM253 222H255V221H253ZM259 222H260V221H259ZM14 223H15V222H14ZM29 223H30V222H29ZM126 223H127V222H126ZM164 223H165V222H164ZM232 223H233V222H232ZM3 224H4V223H3ZM44 224H45V223H44ZM128 224H129V223H128ZM221 224H222V223H221ZM248 224H249V223H248ZM259 224H260V223H259ZM6 225H7V223H6ZM29 225H30V226H33V225H31V223H30ZM54 225H55V224H54ZM119 225H120V224H119ZM244 225H246V223H245ZM23 226H24V225H23ZM125 226H126V225H125ZM129 226H130V225H129ZM138 226H139V225H138ZM144 226H145V225H144ZM12 227H13V226H12ZM182 227H184V226H182ZM188 227H189V226H188ZM207 227H208V226H207ZM245 227H246V226H245ZM255 227H256V226H255ZM13 228H14V227H13ZM34 228H35V226H34ZM138 228H139V227H138ZM175 228H176V227H175ZM235 228H236V227H235ZM237 228H238V227H237ZM246 228H247V227H246ZM258 228H259V227H258ZM263 228H264V227H263ZM32 229H33V228H32ZM37 229H38V228H37ZM40 229H41V228H40ZM43 229H44V228H43ZM48 229H49V228H48ZM130 229H131V228H130ZM221 229H222V228H221ZM240 229H241V228H240ZM58 230H59V229H58ZM120 230H121V229H120ZM134 230H135V229H134ZM158 230H159V229H158ZM172 230H173V229H172ZM208 230H209V229H208ZM242 230H243V229H242ZM244 230H245V229H244ZM256 230H257V229H256ZM13 231H15V230H13ZM21 231H22V230H21ZM122 231H124V229H123ZM191 231H192V233H193V231H195V230H191ZM250 231H251V230H250ZM253 231H254V230H253ZM28 232H29V231H28ZM47 232H48V230H47ZM129 232H130V231H129ZM154 232H155V231H154ZM161 232H162V231H161ZM169 232H170V229H169ZM185 232H186V231H185ZM220 232H221V231H220ZM220 232H219V233H220ZM222 232H223V230H222ZM230 232H231V231H230ZM25 233H26V232H25ZM52 233H53V232H52ZM121 233H122V232H121ZM127 233H128V232H127ZM144 233H145V232H144ZM152 233H153V232H152ZM156 233H157V232H156ZM163 233H164V232H163ZM163 233H162V235H163ZM23 234H24V233H23ZM158 234H159V233H158ZM170 234H171V233H170ZM175 234H176V233H175ZM175 234H174V235H175ZM195 234H196V233H195ZM201 234H202V233H201ZM217 234H218V233H217ZM233 234H234V233H233ZM244 234H245V232H244ZM30 235H31V233H30ZM59 235H60V234H59ZM155 235H156V234H155ZM159 235H160V234H159ZM159 235H156V236H158V238H159V237H160ZM171 235H172V234H171ZM220 235H222V234H220ZM230 235H231V234H230ZM241 235H243V234H241ZM253 235H254V233H253ZM44 236H45V235H44ZM163 236H164V235H163ZM167 236H168V235H167ZM191 236H192V235H191ZM237 236H238V234H237ZM25 237H26V236H25ZM29 237H30V236H29ZM41 237H42V233H41ZM59 237H60V236H59ZM124 237H125V236H124ZM42 238H43V237H42ZM52 238H53V237H52ZM172 238H173V237H172ZM172 238H171V239H172ZM180 238H181V237H180ZM187 238H188V237H187ZM192 238H193V237H192ZM205 238H206V237H205ZM222 238H224V237H222ZM177 239H178V238H177ZM50 240H51V239H50ZM57 240H58V239H57ZM186 240H188V239H186ZM202 240H203V239H202ZM234 240H235V239H234ZM25 241H26V240H25ZM30 241H31V240H30ZM171 241H172V240H171ZM173 241H174V240H173ZM237 241H240V240H237ZM28 242H29V241H28ZM133 242H134V241H133ZM192 242H193V241H192ZM204 242H205V241H204ZM204 242H203V243H204ZM207 242H208V241H207ZM210 242H212V241H210ZM32 243H33V242H32ZM47 243H48V242H47ZM130 243H131V242H130ZM130 243H129V244H130ZM179 243H180V242H179ZM179 243H178V244H179ZM189 243H191V242H189ZM233 243H235V242H233ZM236 243L238 244V242H236ZM236 243H235V244H236ZM254 243H255V242H254ZM259 243H260V242H259ZM25 244H26V243H25ZM45 244H46V243H45ZM132 244H133V243H132ZM159 244L162 245V243H159ZM235 244H234V245H235ZM237 244H236V245H237ZM32 245H33V244H32ZM130 245H131V244H130ZM160 245H159V247H160ZM163 245H164V244H163ZM172 245H173V244H172ZM186 245H188V244H186ZM190 245H191V244H190ZM193 245H194V243H193ZM232 245H233V244H232ZM258 245H259V244H258ZM50 246H51V245H50ZM173 246H174V245H173ZM178 246H179V245H178ZM180 246H181V245H180ZM164 247H165V246H164ZM198 247H199V246H198ZM174 248H175V247H174ZM194 248H195V247H194ZM215 248H216V247H215ZM215 248H214V249H215ZM226 248H227V247H226ZM228 248H229V247H228ZM41 249H42V248H41ZM48 249H49V248H48ZM167 249H168V248H167ZM170 249H171V248H170ZM181 249H182V248H181ZM183 249H184V248H183ZM230 249H231V248H230ZM249 249H250V248H249ZM195 250H196V248H195ZM4 251H5V250H4ZM158 251H159V250H158ZM239 251H240V249H239ZM263 251H264V250H263ZM0 252H1V251H0ZM34 252H35V251H34ZM168 252H169V251H168ZM180 252H181V251H180ZM180 252H178V253H180ZM230 252H231V251H230ZM10 254H11V253H10ZM27 254H28V252H27ZM29 254H30V253H29ZM159 254H160V253H159ZM159 254H158V255H159ZM161 254H162V252H161ZM187 254H188V253H187ZM189 254H190V253H189ZM212 254H213V253H212ZM25 255H26V254H25ZM30 255H31V254H30ZM156 255H157V254H156ZM156 255H154V258H155V259H157V258H156ZM168 255H169V254H168ZM253 255H254V254H253ZM7 256H8V255H7ZM163 256H164V255H163ZM165 256H166V255H165ZM174 256H175V255H174ZM202 256H203V255H202ZM151 257L153 258V256H151ZM157 257H158V256H157ZM179 257H180V256H179ZM222 257H223V256H222ZM187 258H188V256H187ZM205 258H206V257H205ZM167 259H168V258H167ZM175 259H177V258H175ZM181 259H182V258H181ZM226 259H227V258H226ZM226 259H225V260H226ZM260 259H261V257H260ZM260 259H259V260H260ZM178 260H179V259H178ZM234 260H235V259H234ZM242 260H243V259H242ZM183 261H184V260H183ZM223 261H224V260H223ZM23 262H24V261H23ZM175 262H176V261H175ZM221 262H222V261H221ZM234 262H235V261H234ZM255 262H256V261H255ZM158 263H160L159 260H158ZM236 263H237V262H236ZM244 263H245V262H244ZM258 263H259V262H258ZM172 264H173V263H172ZM209 264H210V263H209ZM220 264H221V263H220ZM222 264H223V263H222ZM242 264H243V263H242Z\"/></svg>",
    "mask_w": 264,
    "mask_h": 264
}]
</instances>
